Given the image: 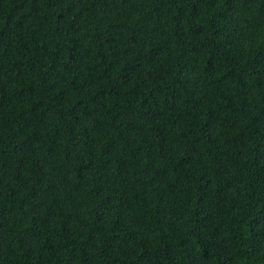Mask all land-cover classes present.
<instances>
[{
	"label": "trees",
	"instance_id": "trees-1",
	"mask_svg": "<svg viewBox=\"0 0 264 264\" xmlns=\"http://www.w3.org/2000/svg\"><path fill=\"white\" fill-rule=\"evenodd\" d=\"M0 264H264V0H0Z\"/></svg>",
	"mask_w": 264,
	"mask_h": 264
}]
</instances>
